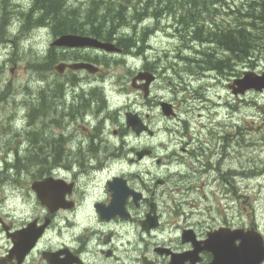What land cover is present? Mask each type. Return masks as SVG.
Masks as SVG:
<instances>
[{
	"label": "flooded vegetation",
	"instance_id": "af4514ba",
	"mask_svg": "<svg viewBox=\"0 0 264 264\" xmlns=\"http://www.w3.org/2000/svg\"><path fill=\"white\" fill-rule=\"evenodd\" d=\"M3 1L0 0V57H4L0 59L4 62L27 59V69L30 71L33 67L36 74L38 70L40 73L37 77L30 76L20 87L14 80L5 84L1 78L0 113L11 110V119H14L15 110L11 108L14 103L28 106L24 117L29 129L24 128V132L32 142L31 134L41 132V144H31L24 155L29 159L33 150L35 157L41 158L40 162L36 161L41 174L35 175L34 181L51 179L58 187L56 196L35 200L32 213L21 221L0 217V242H3L0 264H214V233L222 228H242L225 215L220 206L223 200H218L229 199L233 203L235 197L239 198L236 192L229 198L228 189L236 180L239 184L241 168L233 165L226 168L224 162L211 157L216 153L212 145L206 146L205 138H195L193 133L184 140L186 148L167 151L164 156L158 143L130 145V135L149 140L158 137L151 123L152 115L147 114L144 120L137 112L125 114V119L127 113L138 116L154 131L152 134L149 130L138 134L127 122L111 128L112 122H120L122 105L116 106L109 90L95 85L97 77L104 72L102 67L97 74L69 67L63 72L53 69L57 75L51 84L49 81L48 61L52 54H64L61 55L66 59L64 62L74 58L96 64V53H102L108 56L101 60L106 59L109 67L113 57H125L127 42L148 40L152 24L154 31L160 24L147 23V16L133 23L124 21L133 15L135 6H128L124 1L108 6V0H103V23L95 28L85 22L83 25L89 26L86 35L113 43L121 52L106 53L94 48L61 50L52 45L55 38L46 51L40 52L32 47L33 33L48 28V22L44 18L33 20L30 16L33 6L40 9V5L32 0L28 8L23 0H14L18 9H11L10 0ZM136 2L139 13L147 14L149 8L158 7L162 22L176 11L171 0ZM255 5L259 6V18L263 20L264 0L259 4L255 0ZM182 13L180 9L181 17ZM203 35L206 45L222 44L221 34L211 33L208 27L204 28ZM33 53L40 59L34 63L31 62ZM3 61L0 60V70ZM79 73L85 75L81 77ZM143 73L155 77L150 95L145 98L143 91H135L143 94L152 108L156 101L153 87L160 79L159 65L146 60L136 74ZM143 84L145 80L136 82L137 87ZM33 91L37 94L30 98L29 93ZM19 96L23 98L17 99ZM49 101L54 103L55 110L48 106ZM31 106L40 110L30 112ZM38 122L44 126L42 130H47L49 124H57L58 130L52 128L51 138L41 129L31 130ZM19 151L15 148L14 155L21 154ZM207 151L209 155H205ZM184 159L188 165L185 172L171 171L174 162H185ZM16 166L14 163L10 167ZM161 168L169 172H160ZM113 182L131 191L123 203L119 198L114 204ZM200 189L202 197L209 200H190L191 194ZM252 227L259 229L256 223L244 228ZM240 242L239 238L235 240L236 245Z\"/></svg>",
	"mask_w": 264,
	"mask_h": 264
},
{
	"label": "rangeland",
	"instance_id": "374dc122",
	"mask_svg": "<svg viewBox=\"0 0 264 264\" xmlns=\"http://www.w3.org/2000/svg\"><path fill=\"white\" fill-rule=\"evenodd\" d=\"M15 1L18 2L19 0ZM69 1L71 6L77 8L80 13L84 15L83 18L86 17L92 6L91 0ZM77 1L83 3V6L78 8ZM123 1L125 0H118L117 2ZM171 1L174 5L178 4L176 0ZM205 1L206 9H216V6H218L219 12L223 11L218 21H221V24L224 25H222L221 28H217V25H220L219 23L213 25L216 28V32H221L220 37L223 38L220 41H222V44H226L228 48L232 46L231 49L233 52L229 50L230 52H225L224 55L221 54V56L229 60L228 62L231 69L238 63L236 71H234L233 74H223L222 77L216 78L217 74L214 71L207 70L203 73L192 72L190 73L192 75H189L184 69L186 65H190L193 62H191V60L184 61L182 57L190 53V50L192 53L199 52L195 51L197 49L204 50L202 45L199 44V47L195 50L189 49V45H191L192 42H185L184 37L179 31L173 34H162L157 32L158 34L156 36L151 37L150 44L152 48L146 50L148 59L151 62H156L160 70V79L153 87V97L156 98L153 104L154 107L151 108L152 104H148L147 100L143 98V94L137 93L134 89V91H131L132 78L138 70L142 69L146 57L139 58L137 56L125 59L113 57L108 67V62L106 60L108 56L102 53H96V63L104 69V72L97 77L95 85L101 87L103 90H109L112 100L116 101V106L122 105V107H119L122 112L120 122H112L111 128L126 124L125 114L129 111L137 112L144 120L147 119V114L152 115L151 123L158 137L149 140L146 137L138 139L134 136L132 138V135H130L132 139H129L130 145L139 146L146 142L149 144L158 143L160 154L163 156L168 153L167 151L186 148L187 146L184 144L185 139L182 138L179 128H182L183 125L181 121L188 119L190 122L189 132L193 133L195 138H205L207 142L206 146L207 144H211V147L216 150V153L211 154V157L224 162L226 168L232 165L241 168L239 184L238 180H236L228 189L230 193L229 198H233L235 192L239 195V198L237 199V197H235L233 203H231L229 199H218L223 200V204L220 203V206L225 211V215L228 216L230 220L233 219L234 223H240L242 227H248L256 223L259 230L264 233V94L250 91L245 95H236V93L233 92V89H240L239 82L241 81L239 80L246 77L247 74L244 76L245 71H254L258 74L262 73L261 76H264V19L262 20L259 18V13L256 15L253 13L254 7L258 6L255 5V0ZM257 1L258 4L261 2V0ZM23 2H25L28 8L32 4V0H23ZM9 8L18 9L14 0L10 1ZM246 11L247 13H245ZM166 20L171 24L176 22V18L173 16L168 17V19L166 18ZM84 21L87 22L88 20L85 19ZM146 22L149 23L153 21L147 20ZM231 23L233 25H231ZM226 24H230L231 26L228 27ZM239 24L250 27L251 31H253L250 33H254V38L250 36L252 40L247 45H253L250 46V52L253 51L257 53L259 51V53H257L255 58H251L252 62L250 63L239 62L236 58L240 42L235 35L237 34L239 36L241 29ZM224 31L229 32L224 35ZM229 33L233 35L232 38L227 37ZM222 34L224 36H222ZM54 38L55 36L52 34L50 26L40 29L33 33L32 47L34 50L37 49L40 52H44L51 46V41ZM198 40L199 42L202 41L200 39ZM217 48L219 51L224 49L223 45ZM219 51H211L208 53L219 55ZM38 54L41 57V53ZM56 54L57 61L55 63L49 61V68H53V66L58 63L61 53L56 52ZM196 54L197 53H194V55ZM3 57L4 56H1L0 58ZM101 58L106 59L101 60ZM215 58H220V56ZM0 60L3 61L2 59ZM39 60V57L33 53L31 62L34 63ZM235 62L237 63L235 64ZM1 64L2 62H0V65ZM173 65L175 66L173 67ZM26 66L27 59L22 61L18 59H12L6 62L3 61V66L0 70V79H4L3 81L5 84L10 80H14L20 87L24 82L26 83L28 81L30 76L34 75L37 77L40 73V70H38V74H36V68L33 67L29 71ZM108 70L111 73L110 76H108ZM178 73H181V75ZM48 74L49 81L53 82L57 74L51 70H48ZM84 75L85 73H79L81 77ZM15 82L12 84H15ZM105 82H107V84ZM2 84L3 83L0 81V94L3 93ZM121 85H124V87H121ZM186 87L188 91H186ZM123 88L124 90H122ZM199 93L211 96L214 100V102H206L207 105L212 106V109L215 111L213 114L209 113L207 116L209 120L206 119V116L202 117L200 115L204 111H207V108H203L204 111L201 113L197 111V107L199 106V102L197 101L199 100ZM22 98L23 96H19L18 99L21 100ZM188 99L190 103H188ZM161 100L174 105L177 111L176 117L167 118L162 113L158 103ZM1 103L4 104L3 101ZM49 104L53 103L50 102ZM13 107L19 110L17 111L18 114L16 112L14 119H11L13 118V111L11 110L6 112L1 110L2 117H0V217L6 221L12 218L19 222L32 213L33 202L39 200L36 197V193L32 191L31 185L35 179V175L38 176L41 174V167H37L36 164V161L40 162L41 158L35 157L36 154L33 153V150L32 153H30L32 157L29 159L24 154L31 148V144H41V132L31 134L33 142L30 141L23 131L24 128H28L25 125L26 118L24 117L25 111L28 110V106L23 107L14 103ZM36 114L38 115L39 113ZM38 124L40 126L35 125L31 130H42L44 126L41 125L40 122H38ZM48 126L47 130L42 131L51 138L54 132L52 128L58 130V125L54 124L50 126L49 124ZM222 146L223 148H221ZM15 148L20 150L19 153L24 156L23 160H17L16 155H14ZM7 153L10 154L8 157H6ZM205 155H209V152L207 151ZM5 158L9 161L8 168L4 166ZM184 161L185 162H174L171 165V171L185 172L188 165L185 159ZM14 163L15 166L19 165L20 168H11L10 166L12 164L14 165ZM165 170L166 168H161L160 172H169V170ZM198 191L200 192H193L191 194L190 200H209L202 197L201 189ZM215 206L216 205L213 207ZM1 228L2 224H0V229ZM0 244H3V242H0ZM2 251L3 250H0V253H2Z\"/></svg>",
	"mask_w": 264,
	"mask_h": 264
},
{
	"label": "water",
	"instance_id": "95a60500",
	"mask_svg": "<svg viewBox=\"0 0 264 264\" xmlns=\"http://www.w3.org/2000/svg\"><path fill=\"white\" fill-rule=\"evenodd\" d=\"M55 45L65 47L95 46L110 51L117 49L113 44L103 43L96 39L73 34L61 36L55 42ZM69 66L74 69L87 68L91 72H96L98 70L97 67L88 63H72ZM65 67L66 64H60L56 68L62 72ZM152 79V77H147L148 82L144 85L145 96L149 94L148 86ZM239 81H241L239 82L240 89H234L235 93H244L250 88H254L258 91L264 89V76L260 77L252 73H247L246 77ZM162 108L167 116L174 114L171 104L163 102ZM128 125L132 126L138 133L147 128L134 115H128ZM57 187V183L53 184L47 181L33 183V188L36 190L40 200L43 201L47 198L56 196ZM44 188L46 189L45 191ZM112 189L114 204L119 198H122L123 203L131 193L130 190L123 189L122 186L115 182L112 184ZM214 238L216 240L214 244L216 264H261L264 261V237L257 231H254V229L248 232H244V229L234 231L222 229L215 234ZM238 238L241 240L240 246L235 245V240Z\"/></svg>",
	"mask_w": 264,
	"mask_h": 264
},
{
	"label": "trees",
	"instance_id": "16d2710c",
	"mask_svg": "<svg viewBox=\"0 0 264 264\" xmlns=\"http://www.w3.org/2000/svg\"><path fill=\"white\" fill-rule=\"evenodd\" d=\"M37 4L40 5V9H37L36 6H33L34 8L30 11V16L32 15V19H46L49 17V20L51 22L55 23L56 30L59 34L61 33H67V32H73V33H83L84 31H87L88 28L83 25V23L77 22L75 20V9L70 8L67 9L65 7V3L63 0H36L35 1ZM65 7V8H64ZM248 11V10H247ZM94 13H89V17H94ZM98 21H95V19H92V21L89 20L90 23L94 24L95 28H98L102 25L103 22H101V19H96ZM199 20L194 14L192 17V20L190 23L187 24V26H192V32L194 34H199L202 30L201 24H199ZM98 24V25H96ZM251 28H248L244 24H242L239 36L236 34L235 36L237 39H240V45H239V51L237 50V59L239 62H251L252 58V52H250V46L252 44L247 45L248 43L251 42L250 36L253 37V34L250 33ZM228 33V32H227ZM225 33L224 35H226ZM217 34V33H215ZM221 34V33H220ZM222 34V36H224ZM229 38H232L233 35L229 33ZM240 37V38H239ZM223 38V37H220ZM254 38V37H253ZM227 40V38H226ZM222 42V41H220ZM133 44H128L127 47H132ZM223 45L224 49L227 47L226 44H221ZM253 46V45H252ZM230 48H226L225 50H233ZM204 51H199L197 54V57L191 60L193 64L187 65L185 71H191L193 73H203L207 69H212L217 75L222 76L223 74H226V72L230 71L233 74L234 71H236V66H234V69L232 71L231 66H229V60L227 58H215L212 54L210 53H205L203 54ZM202 55V56H201ZM210 56V57H208ZM201 57V58H200ZM207 57V58H206ZM185 59H190L188 57H185ZM207 59V60H206ZM212 59V60H211ZM211 63H210V62ZM196 63V64H195ZM237 63V62H235ZM206 64V65H205ZM196 65V66H195ZM217 65V66H216ZM198 66V67H197ZM208 66V67H207ZM229 66V68H228ZM203 67V69H202ZM219 67V68H218ZM221 68V70H220ZM200 69V70H199ZM227 69V70H226ZM218 76V77H219ZM189 128V124L185 122L184 129L187 131ZM20 166H18L19 168Z\"/></svg>",
	"mask_w": 264,
	"mask_h": 264
},
{
	"label": "bare ground",
	"instance_id": "6f19581e",
	"mask_svg": "<svg viewBox=\"0 0 264 264\" xmlns=\"http://www.w3.org/2000/svg\"><path fill=\"white\" fill-rule=\"evenodd\" d=\"M2 1V0H1ZM5 1V0H4ZM3 1V2H4ZM11 1V0H10ZM77 2H79V1H77ZM84 16V15H83ZM104 16V15H103ZM85 18V17H84ZM97 21V20H96ZM20 23V22H19ZM115 23H117V22H115ZM240 25V24H239ZM141 26V25H140ZM242 26V25H241ZM144 27V26H143ZM153 27V26H152ZM240 27V26H239ZM248 28H250V27H248ZM145 29V28H144ZM253 30V29H252ZM140 31H141V29H140ZM241 32V31H240ZM239 32V33H240ZM250 32H253V31H251L250 30ZM253 35H254V33H253ZM240 38V37H239ZM240 40V39H239ZM224 41V40H223ZM182 43V42H181ZM182 46H183V44H182ZM183 48V47H182ZM227 48V47H226ZM225 48V49H226ZM190 49V48H189ZM218 49V48H217ZM189 51V50H188ZM195 51H197V50H195ZM219 51V50H218ZM230 52V51H229ZM253 52V51H252ZM188 53V52H187ZM190 53H191V51H190ZM227 53V52H226ZM232 53V52H231ZM257 53H259V51L257 52ZM256 53V54H257ZM229 54V53H228ZM264 54V53H263ZM182 55V54H181ZM224 55V54H223ZM227 55V54H226ZM230 55V54H229ZM202 56V55H201ZM177 57V56H176ZM208 57H210V56H208ZM261 57V56H260ZM201 58V57H200ZM207 58V57H206ZM236 58H237V56H236ZM177 59H180V58H177ZM207 60V59H206ZM212 60V59H211ZM228 60V59H227ZM236 60V59H235ZM49 62V61H48ZM210 62V61H209ZM237 62H238V60H237ZM246 62V61H245ZM211 63V62H210ZM173 64V63H172ZM196 64V63H195ZM236 64V63H235ZM238 64V63H237ZM236 64V65H237ZM41 65H42V63H41ZM183 65V64H182ZM206 65V64H205ZM235 65V66H236ZM196 66V65H195ZM217 66V65H216ZM230 66V65H229ZM228 66V67H229ZM41 67V66H40ZM198 67V66H197ZM208 67V66H207ZM219 68V67H218ZM202 69H203V67H202ZM234 69V68H233ZM233 69H232V71H233ZM200 70V69H199ZM220 70H221V68H220ZM227 70V69H226ZM230 73H232V72H230V71H228V72H226V74H230ZM52 76V75H51ZM107 79V78H106ZM67 81V80H66ZM70 82V81H69ZM51 83V82H50ZM85 83V82H84ZM106 84H107V82H105ZM55 84V83H54ZM82 84V83H81ZM86 84V83H85ZM85 86V85H84ZM6 92V91H5ZM36 92L35 91H33V92H31V93H29V96H30V98H31V96L33 95L34 97L36 96ZM10 95V94H9ZM28 95V94H27ZM11 98V97H10ZM17 98V97H16ZM18 99V98H17ZM98 99V98H97ZM199 100H197L199 103H206L207 101H209V99H207V98H204V97H201L200 95H199V98H198ZM51 101H49V103H50ZM100 102V101H99ZM48 103V106H50L52 109H56V107H55V105H54V103L53 104H49ZM16 104H18L19 106H22V104H20V103H16ZM3 105V104H2ZM24 107V106H23ZM13 110H15V113L14 114H16V112L17 111H19L18 109H15L14 107H13V105H12V107H11ZM29 110H30V112H33L34 110H40V108L39 107H36V106H31V108H29ZM1 114V113H0ZM17 114H18V112H17ZM2 117V116H1ZM38 117V116H37ZM26 118V117H25ZM32 119V118H31ZM32 120H30V123H33V122H31ZM113 121V120H112ZM37 124V123H36ZM33 125V124H32ZM31 125V126H32ZM38 125V124H37ZM38 126H40V125H38ZM14 131V130H13ZM24 131V130H23ZM38 137V136H37ZM2 139V138H1ZM5 139V138H4ZM2 142V141H1ZM3 149V148H2ZM16 157H17V160H23L24 159V156L22 155V154H18V155H16ZM251 158V157H250ZM254 160V159H253ZM251 162V161H250ZM9 165V161H8V159L7 158H5L4 159V166H8Z\"/></svg>",
	"mask_w": 264,
	"mask_h": 264
}]
</instances>
